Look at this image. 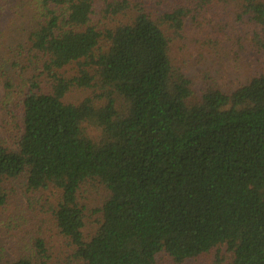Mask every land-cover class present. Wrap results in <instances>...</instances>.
<instances>
[{
  "label": "trees",
  "instance_id": "1",
  "mask_svg": "<svg viewBox=\"0 0 264 264\" xmlns=\"http://www.w3.org/2000/svg\"><path fill=\"white\" fill-rule=\"evenodd\" d=\"M148 1L0 0V26L20 22L6 62L25 90L17 151L0 144V264H47L32 213L49 188L60 192L55 227L80 264H155L159 254L183 264L220 247L231 264H264V72L227 91L202 73L196 91L172 62L171 37L219 0H180L161 12ZM237 1L230 21H244L253 38L244 48L220 27L218 42L235 50L238 64L241 52L264 48V0ZM98 15L128 20L101 28ZM2 49L0 41L10 93ZM73 64L76 76L59 74ZM94 87L102 105L63 102L71 89ZM84 124L100 130L99 141ZM20 176L19 206L9 182ZM92 181L108 197L85 241L78 195Z\"/></svg>",
  "mask_w": 264,
  "mask_h": 264
},
{
  "label": "rangeland",
  "instance_id": "2",
  "mask_svg": "<svg viewBox=\"0 0 264 264\" xmlns=\"http://www.w3.org/2000/svg\"><path fill=\"white\" fill-rule=\"evenodd\" d=\"M180 0H149L148 4L154 11L170 10L172 6L179 3ZM240 11V5L237 0H219L210 8L209 14L203 13L195 21L192 18L187 20L185 24V32L181 37L172 36L171 41V59L175 67L179 68L181 72L189 78L198 91L201 88V74L207 73L212 79H215L217 84L223 90H233L248 73L264 72V48L259 54L241 52L240 62L237 64L234 61L235 50L221 46L218 42V28L226 27L227 32L232 37L241 40V45L247 48L249 43L244 42L246 39L252 40L253 34L250 28L243 21L235 23V19L228 15H232ZM128 18L118 16L113 21H109L106 17L96 16L94 21L103 28L114 26L118 22L126 23ZM20 22L16 23L15 28L10 24L2 22L0 26L1 43L3 49L1 50L2 59L7 64L5 71L12 81L10 93L7 92L4 79L0 75V144L11 152L17 151V141L20 137L22 107L20 101L22 98V91H25L21 86V81L18 78L21 74L8 67V55L15 49V43L19 42L21 35L17 29ZM235 28V29H234ZM260 40L264 45V35L258 29ZM238 59V58H237ZM236 59V60H237ZM243 59H247L245 63ZM250 63L252 65H250ZM254 63V65H253ZM78 67L71 65L59 72L64 78H72L77 75ZM24 77H29V74H24ZM42 87L46 89L45 83ZM97 88L80 89L74 88L63 98L65 104L78 105L84 100L90 98L95 99L97 105H102L103 101H99L94 97L100 95ZM84 133L93 141H99L100 130L97 127L84 124ZM10 193L17 204L26 202V195L24 193L26 178L20 176L15 181H10ZM38 204L34 206L32 224L39 225L41 228L42 239L46 243V263L47 264H80L74 257V247L70 241L61 235L55 227L52 218V210L56 207L60 192L49 188L46 191L37 194ZM108 197V192L105 188L96 182H88L82 185L78 200L81 206L84 207L85 228L83 230V238L85 241L89 240L98 227V222L101 220L99 210L104 201ZM14 200V202H15ZM41 201V203H39ZM13 203V202H12ZM42 204V208H41ZM27 205L25 204V207ZM26 212V211H25ZM31 213V212H30ZM28 215V213H27ZM155 264H176L166 254H159L156 258ZM183 264H231V254L227 252L225 247L214 249L208 254L199 258L188 260Z\"/></svg>",
  "mask_w": 264,
  "mask_h": 264
}]
</instances>
